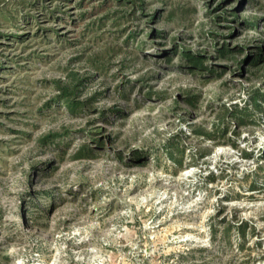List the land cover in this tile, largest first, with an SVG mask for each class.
I'll return each mask as SVG.
<instances>
[{"label":"rangeland","instance_id":"1","mask_svg":"<svg viewBox=\"0 0 264 264\" xmlns=\"http://www.w3.org/2000/svg\"><path fill=\"white\" fill-rule=\"evenodd\" d=\"M262 97L264 0H0V264H264Z\"/></svg>","mask_w":264,"mask_h":264},{"label":"trees","instance_id":"2","mask_svg":"<svg viewBox=\"0 0 264 264\" xmlns=\"http://www.w3.org/2000/svg\"><path fill=\"white\" fill-rule=\"evenodd\" d=\"M256 59V57L254 58V60ZM64 101L63 103L70 109L73 110L74 108H76V104L74 103V101H72L71 99H68V96L64 95ZM263 103L259 102V101H255V105L256 107L262 112L264 113V97H262ZM84 151V149H83ZM82 152V151H81ZM79 152V153H81ZM84 154V153H83Z\"/></svg>","mask_w":264,"mask_h":264}]
</instances>
